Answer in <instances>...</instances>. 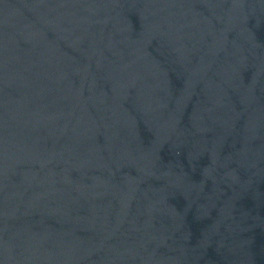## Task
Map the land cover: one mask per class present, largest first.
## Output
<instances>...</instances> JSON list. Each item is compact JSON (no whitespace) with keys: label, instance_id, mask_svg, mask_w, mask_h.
Segmentation results:
<instances>
[{"label":"water","instance_id":"water-1","mask_svg":"<svg viewBox=\"0 0 264 264\" xmlns=\"http://www.w3.org/2000/svg\"><path fill=\"white\" fill-rule=\"evenodd\" d=\"M0 264H264V0H0Z\"/></svg>","mask_w":264,"mask_h":264}]
</instances>
